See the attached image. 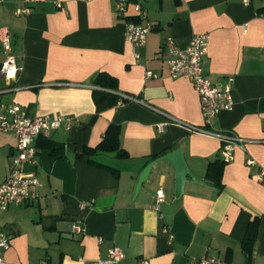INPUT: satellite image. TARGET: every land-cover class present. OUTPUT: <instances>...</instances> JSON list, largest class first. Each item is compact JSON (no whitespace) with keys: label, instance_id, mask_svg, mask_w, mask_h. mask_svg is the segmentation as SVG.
<instances>
[{"label":"crops","instance_id":"1","mask_svg":"<svg viewBox=\"0 0 264 264\" xmlns=\"http://www.w3.org/2000/svg\"><path fill=\"white\" fill-rule=\"evenodd\" d=\"M118 1L36 0L29 4L30 14L20 16L16 10L25 7L23 0L0 3V31L8 30L21 68L15 81L4 79L0 44V96L29 119H75L70 129L62 124L49 137H39V164L24 166V174L42 184L39 200L0 210V232L11 243L4 252L7 264H83L81 259H106L113 247L126 255L118 264L141 259L191 264L203 257H214L216 264H264V184L254 177L264 168V0L249 5L244 0H128L127 19L153 26L137 49L138 60L125 38V20L116 12ZM137 3L145 18L138 16ZM203 33L210 35L205 75L215 85L233 79V108L212 126L190 80L170 75L166 50L157 58L168 39L185 48ZM147 72L159 78H147ZM103 73L116 79L113 87L97 84ZM13 86L18 89L8 91ZM123 95L141 103L125 102ZM164 122L169 126L161 132ZM110 126L118 127L127 157L85 154ZM188 126L232 132L245 141L246 150L236 148L234 160L225 165L222 189L207 179V169L221 159L223 143ZM49 141L64 146L62 157L51 155ZM17 144L15 134L0 132V184L9 176ZM177 149H184L198 180L186 181L180 195L173 165L160 159ZM151 162L150 175L137 190ZM255 219L257 239L247 254L242 245ZM75 226L80 234L73 233ZM165 226L174 233L172 244Z\"/></svg>","mask_w":264,"mask_h":264},{"label":"built area","instance_id":"2","mask_svg":"<svg viewBox=\"0 0 264 264\" xmlns=\"http://www.w3.org/2000/svg\"><path fill=\"white\" fill-rule=\"evenodd\" d=\"M3 0H0V3ZM25 7L16 10V15H28L31 12L29 4L35 3L36 0H23ZM244 4L249 5L250 0H244ZM60 6L59 3H57ZM135 10L139 17H146L147 13L142 6L135 4ZM128 0H119L116 4V12L119 17L125 20V38L132 44L134 56L138 60L140 54L137 49L146 44L147 36L152 31L153 26L142 24L140 22L130 21L127 19ZM0 44L5 56L1 65V74L8 82H13L17 79L21 68L17 57L13 54L12 40L7 29L0 31ZM210 46V35L207 33L196 34L193 36L189 45L185 48L178 47L173 39H168L161 53L157 55L161 57L162 52L166 50L167 64L169 66L170 75L172 77H186L193 84L198 93L203 117L207 125L212 126L215 118L224 111H230L233 108V79H229L225 85L213 84L205 75L203 70V60L208 54ZM147 78L158 79L159 76L147 72ZM18 88L13 86L8 91H15ZM123 98L131 102H140L136 98L123 95ZM141 103V102H140ZM74 117H50L39 116L35 118H26L19 112V108L15 103L5 102L0 96V132L13 133L18 139L17 150L13 155L10 164V173L7 179L0 184V210H7L12 206H25L36 203L40 198L41 182L36 177L27 176L24 174V166L27 164L38 165V151L35 145L36 140L41 136L49 137L51 133L65 124L67 129H70L74 123ZM174 120V119H172ZM169 126V122H164L159 125L161 132H164ZM194 133H202L216 136L222 143L220 157L226 164L234 160V151L236 148L246 150L245 141L235 136L232 132L215 133L196 126H188ZM247 164L253 166L255 162L248 160ZM255 179L264 184V168H260L254 173ZM158 199L156 201L157 209L163 202L164 192L161 189L157 192ZM91 207L90 203H83L81 209ZM81 228L75 226L74 234H80ZM163 234L169 244H172L175 236L171 228L163 227ZM10 237L0 232V264H7L4 257V252L10 249ZM126 258L125 253L118 247H113L109 250L106 259H98L85 263L83 259L80 261L83 264H118ZM191 264H216L217 260L214 257H203L200 259H192ZM40 264H49L43 260ZM136 264H149L145 259L139 260Z\"/></svg>","mask_w":264,"mask_h":264},{"label":"trees","instance_id":"3","mask_svg":"<svg viewBox=\"0 0 264 264\" xmlns=\"http://www.w3.org/2000/svg\"><path fill=\"white\" fill-rule=\"evenodd\" d=\"M97 84L101 88H111L115 85L116 79L107 75L100 74L97 79ZM127 102V100H124ZM47 148L50 150L51 155L62 157L64 155V146L57 145L54 142H46ZM99 152L116 153L118 157L125 158L127 153L120 147L119 143V130L117 126H110L105 138L96 148H86L84 153L88 155H95ZM163 152L162 154H164ZM154 156L153 158H156ZM226 163L222 159L211 162L207 169V179L218 189H222V176ZM259 221L257 219L251 221L247 227L246 235L243 241V250L249 254L255 244L258 234Z\"/></svg>","mask_w":264,"mask_h":264},{"label":"water","instance_id":"4","mask_svg":"<svg viewBox=\"0 0 264 264\" xmlns=\"http://www.w3.org/2000/svg\"><path fill=\"white\" fill-rule=\"evenodd\" d=\"M161 160H168L174 167L176 172V194L180 195L183 192L184 183L188 180L198 181L191 168L189 167L186 158L184 149H177L166 153L163 155ZM153 166V162H151L142 172L139 183L137 186V190H139L140 186L146 181L150 175L151 168Z\"/></svg>","mask_w":264,"mask_h":264}]
</instances>
